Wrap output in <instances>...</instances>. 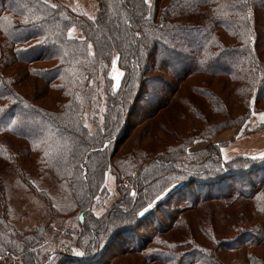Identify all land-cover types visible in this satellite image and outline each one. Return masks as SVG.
Returning <instances> with one entry per match:
<instances>
[{"label": "trees", "instance_id": "16d2710c", "mask_svg": "<svg viewBox=\"0 0 264 264\" xmlns=\"http://www.w3.org/2000/svg\"><path fill=\"white\" fill-rule=\"evenodd\" d=\"M96 2L88 16L57 0H0V263L11 252L22 264H115L121 253L142 264H264L255 252L264 246V158L223 160L214 140L264 113V0ZM218 78L228 92L210 86ZM170 110L179 120L170 141L119 148L138 122ZM48 179L64 188L63 202ZM12 181L44 206V222L15 229ZM216 202L214 212L207 204ZM159 205L168 206L163 219ZM198 208L207 244L184 216ZM56 221L58 238L48 234Z\"/></svg>", "mask_w": 264, "mask_h": 264}, {"label": "rangeland", "instance_id": "374dc122", "mask_svg": "<svg viewBox=\"0 0 264 264\" xmlns=\"http://www.w3.org/2000/svg\"><path fill=\"white\" fill-rule=\"evenodd\" d=\"M50 1V0H48ZM62 2L65 6H67L70 10L77 14H86L88 16H94L96 9H97V2L96 0H57ZM151 1V0H147ZM72 34L71 36H79L80 29L78 27H71ZM116 70L119 73H122L121 69L115 64ZM113 75H116V72L113 69V63L110 69V76L113 78ZM121 75L118 77V81L114 80V84H118ZM223 80V81H220ZM224 79H212L210 82V86L216 90H222L226 92L229 91L230 87L227 85L225 89H222L224 85ZM30 92V91H29ZM173 107H177L174 104ZM169 114L164 115L165 113L162 111L159 115L143 119L138 122L131 131V134L123 143H120L119 148H126L136 143L143 147H157V143H161L164 141H170L172 134L171 131L176 129L179 125V120L176 119V114L172 112V110L167 111ZM161 117V120H159ZM213 121L216 119H212ZM260 119V114L253 115L246 123H244L240 128H227L222 130L216 134L215 141L222 142L221 147V157L223 160H229L231 158H249V162H251L252 157H260V153H264V122ZM187 127V126H186ZM171 128L168 132L167 129ZM179 133V132H178ZM157 142V143H156ZM251 164V163H250ZM260 173V171H259ZM43 186L47 187V189L56 197L58 200L63 202L65 200V190L64 188L57 182L48 179L44 181ZM114 187V177L109 175L107 178V188L108 194L104 198L107 202H111L112 199V190ZM5 190L7 193V199L9 204L10 214L12 215V225L15 227L16 230H26L30 226L38 225L41 222H44L47 218V215L44 210V206L35 199L31 193L22 187L21 184L11 182H6ZM102 202V206L96 207V212L99 213L103 210V206L107 205ZM239 210L245 211L248 213L250 210L251 205L249 202H240ZM220 203H208V206L214 207V212H216L217 205ZM238 207V206H237ZM236 207V208H237ZM156 213L158 217L164 218L163 212L168 209V206H157ZM202 212L200 208L196 210H189L188 212L184 213V216H188L189 226L193 230L194 235L196 238L204 244H207L205 238H203L200 233L198 232L197 223L200 219H198L199 213ZM70 219V218H67ZM260 222L263 219H259ZM166 221V219H165ZM211 224L214 226L216 232L219 236H226L229 232L226 230L224 223L221 224L219 216L213 214L211 218ZM53 228L49 231V235L52 233H56L57 238L61 233V229L58 228L57 221L54 222ZM71 223V222H70ZM73 223V222H72ZM65 224V223H64ZM173 238H178L177 233L174 232L171 235ZM255 252L258 255H264V246L260 248H256ZM8 253V252H7ZM5 254V258L6 255ZM111 251L107 253V257L110 256ZM221 254V253H220ZM229 254L224 253L223 256H228ZM15 257H17L14 254ZM112 256V255H111ZM4 258V260H5ZM18 259V258H17ZM19 263L22 264V261L18 259ZM115 264H142V259L135 253H121L117 255L113 259Z\"/></svg>", "mask_w": 264, "mask_h": 264}, {"label": "snow or ice", "instance_id": "6c2138e0", "mask_svg": "<svg viewBox=\"0 0 264 264\" xmlns=\"http://www.w3.org/2000/svg\"><path fill=\"white\" fill-rule=\"evenodd\" d=\"M145 2L147 3V0H145ZM52 7H56V5H52ZM68 34H69V36H71V34H72V29L71 28L68 29ZM41 43H43V42L42 41H37V44H41ZM112 63H113V69L116 72V75H113V79L118 81V77H119V75H122V73H119L118 70H116V68H115L116 60L115 59H113ZM117 86H118L117 84H114L113 88H116ZM253 114L255 115V113H253ZM260 119L264 120V113L260 114ZM13 123H15V121ZM260 157L264 158V153H260ZM253 159H256V157H253ZM183 178H184L183 176H172L169 179L170 180L180 181ZM172 186L173 185H170V187H172ZM168 191H169L168 187L164 188L163 191L160 192V194L156 196L155 201H153L151 203H148L147 207L142 209L140 212L136 213V215L137 216H144L145 213H147L150 209H152L154 207L156 201H159ZM132 195H135V193H132ZM97 215H99V213H97ZM77 255H83V253H79L78 252Z\"/></svg>", "mask_w": 264, "mask_h": 264}, {"label": "built area", "instance_id": "2783aa9c", "mask_svg": "<svg viewBox=\"0 0 264 264\" xmlns=\"http://www.w3.org/2000/svg\"><path fill=\"white\" fill-rule=\"evenodd\" d=\"M127 184L126 182H123ZM0 264H20L17 257H15L11 252H8L5 260H3Z\"/></svg>", "mask_w": 264, "mask_h": 264}]
</instances>
